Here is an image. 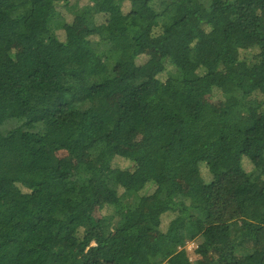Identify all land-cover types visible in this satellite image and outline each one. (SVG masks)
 Returning <instances> with one entry per match:
<instances>
[{
    "label": "trees",
    "instance_id": "trees-1",
    "mask_svg": "<svg viewBox=\"0 0 264 264\" xmlns=\"http://www.w3.org/2000/svg\"><path fill=\"white\" fill-rule=\"evenodd\" d=\"M71 1L0 0V264H264V0Z\"/></svg>",
    "mask_w": 264,
    "mask_h": 264
},
{
    "label": "rangeland",
    "instance_id": "rangeland-1",
    "mask_svg": "<svg viewBox=\"0 0 264 264\" xmlns=\"http://www.w3.org/2000/svg\"><path fill=\"white\" fill-rule=\"evenodd\" d=\"M73 3H74V0H72L70 4H73ZM83 4H85V0H81L80 1V6H82ZM128 8H129V3L128 2H124V4H123V11L124 12H127ZM61 13L66 17L67 20H69V18L71 19V17H72L70 14L68 16V14L64 10H62ZM164 79H165V75L162 76V80H164ZM207 100L210 101L211 103H213L216 106L217 105L218 106H221L222 105V102H220L218 99L216 100L215 98H211V99L207 98ZM114 101H115V99L112 98L111 99V102L113 103ZM142 144H143V140H142L141 136H139L137 134H131L128 137V139H127L124 147L131 150V149L138 148ZM57 157H58L60 163H62V164H72L73 163V159L71 157H69L65 152H59L57 154ZM112 166L113 167H116V168H120V169H123V168H126V167L127 168L130 167V166L127 165V162H125L121 158H116L112 162ZM203 172L205 173V169H203ZM99 215H101V213L99 214L97 212L95 214L94 218L99 217ZM164 220L166 221L168 219L166 218ZM194 248H195V245H191L189 243H187L186 246H185V249H186V251L188 253V256H189V259L191 261H193L196 258V256H194L193 253H192L193 250H194Z\"/></svg>",
    "mask_w": 264,
    "mask_h": 264
},
{
    "label": "built area",
    "instance_id": "built-area-1",
    "mask_svg": "<svg viewBox=\"0 0 264 264\" xmlns=\"http://www.w3.org/2000/svg\"><path fill=\"white\" fill-rule=\"evenodd\" d=\"M189 244L194 245V243H189Z\"/></svg>",
    "mask_w": 264,
    "mask_h": 264
}]
</instances>
